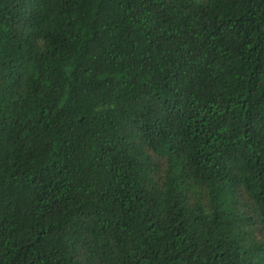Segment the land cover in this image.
Masks as SVG:
<instances>
[{
	"label": "trees",
	"instance_id": "16d2710c",
	"mask_svg": "<svg viewBox=\"0 0 264 264\" xmlns=\"http://www.w3.org/2000/svg\"><path fill=\"white\" fill-rule=\"evenodd\" d=\"M0 264H264V0H0Z\"/></svg>",
	"mask_w": 264,
	"mask_h": 264
}]
</instances>
